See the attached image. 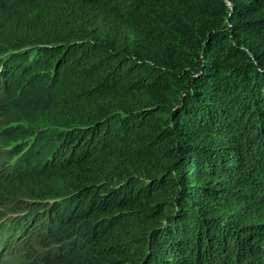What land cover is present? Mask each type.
Segmentation results:
<instances>
[{
    "label": "trees",
    "instance_id": "16d2710c",
    "mask_svg": "<svg viewBox=\"0 0 264 264\" xmlns=\"http://www.w3.org/2000/svg\"><path fill=\"white\" fill-rule=\"evenodd\" d=\"M9 1L0 203L27 262L264 264V0Z\"/></svg>",
    "mask_w": 264,
    "mask_h": 264
},
{
    "label": "rangeland",
    "instance_id": "374dc122",
    "mask_svg": "<svg viewBox=\"0 0 264 264\" xmlns=\"http://www.w3.org/2000/svg\"><path fill=\"white\" fill-rule=\"evenodd\" d=\"M9 0H0V3H6ZM13 1H17V0H10L9 2H13ZM16 78V77H15ZM14 78V79H15ZM40 84V86L42 85L41 82H38ZM45 94L50 93V91L46 88V91L44 90ZM13 107V106H12ZM14 110H17V108H15ZM23 124H25L26 126H28V123L26 121V123L24 122ZM30 128V126H28ZM7 138L5 136H2V134H0V153H2V156L0 157V173H1V169L5 166H7L9 164L8 159H7V154H6V148L5 146V140ZM35 139H40L39 136V132L36 133L35 135ZM51 140H47L46 142V146H49L48 150L51 151V147L54 146L52 141V138H50ZM52 144V145H50ZM38 146H42L41 142H39ZM38 153V151H36L34 153V155H36ZM43 156V155H41ZM4 175H2L3 178ZM36 178V177H34ZM0 181H1V175H0ZM1 186L4 188H12V190L14 189V192L19 189L22 190V185L23 183H20L18 181L14 180V183L12 180H9L8 177H5L4 179H2L1 181ZM20 183V184H19ZM17 190V191H19ZM10 196V197H9ZM8 200L15 202L16 199H18V197L16 196H12L9 193L7 194ZM23 197H19V199H22ZM24 200V199H23ZM11 206L9 204L0 203V229L2 233V244H5L8 247V251L5 252L4 254H2L0 256V264H29V262H27V258H29L28 254L32 253V255L34 254V260L32 258L33 261H36V259L41 257V254L43 251L40 250V247H38V243H36L35 241H37V239L39 238L37 236V234L35 232L29 231V227H25L23 223H20L16 226H14L13 224H9L10 220L9 218H11V215L13 216L14 214L16 215L18 208L15 210H10ZM8 213L9 215L2 217V213ZM21 212V211H18ZM26 211H24L25 213ZM14 213V214H11ZM13 225V226H12ZM23 226V228H25V230L22 232L20 231L22 228H19ZM34 251H36L34 253ZM33 255V256H34Z\"/></svg>",
    "mask_w": 264,
    "mask_h": 264
},
{
    "label": "bare ground",
    "instance_id": "6f19581e",
    "mask_svg": "<svg viewBox=\"0 0 264 264\" xmlns=\"http://www.w3.org/2000/svg\"><path fill=\"white\" fill-rule=\"evenodd\" d=\"M13 226V225H12Z\"/></svg>",
    "mask_w": 264,
    "mask_h": 264
}]
</instances>
